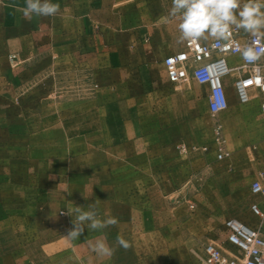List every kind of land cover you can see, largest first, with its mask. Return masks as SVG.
<instances>
[{"label": "crops", "instance_id": "0c3cea01", "mask_svg": "<svg viewBox=\"0 0 264 264\" xmlns=\"http://www.w3.org/2000/svg\"><path fill=\"white\" fill-rule=\"evenodd\" d=\"M54 2L59 4L55 16L26 17L25 0H0V208L26 209L18 220L26 223L25 236L20 235L26 241L18 240L16 228L13 238L11 232L5 233L2 224L9 223L11 228L18 214L9 211L6 219L0 209V264H80L85 236L93 250L90 261L98 262L97 230L86 229L73 241L66 226L49 229V208L65 206L67 194L74 209L77 205L89 210L92 204L98 218L117 219L116 225L109 226L112 230L100 236L121 255L116 251L105 254L107 264H178L176 247L170 252L171 260L150 262L134 241L204 237L195 231L163 234L159 228L164 223L177 221V207L147 205L152 197L147 193L177 190L179 153L187 162L192 160L186 164L190 179L183 189L194 187L198 174L208 168L206 152L178 151L179 126L186 128V136H180L182 143L189 147L205 144L194 143L188 135L193 120L179 124L177 96L172 94L173 83L164 63L167 55L178 51L169 38L179 31L180 23L179 16L170 15L172 0ZM188 42L184 40L183 45ZM228 58L242 62L239 55ZM85 78L98 87L91 99L82 101L75 96ZM226 86L228 109H241L243 103L233 94L228 79ZM187 96L193 100L192 94ZM151 97L155 101L149 103ZM169 103L170 117L162 118ZM147 113L149 118L144 117ZM229 126H249V121L237 118ZM244 151H232L225 160L216 155V161L226 165V174L249 167L251 185L258 172L253 170V154ZM7 187L11 194L4 198L1 192ZM19 191H25L21 199ZM120 193L122 198H118ZM147 223H153L152 227L147 228ZM118 235L133 239L129 253L116 244ZM213 241L242 255L227 236Z\"/></svg>", "mask_w": 264, "mask_h": 264}, {"label": "rangeland", "instance_id": "374dc122", "mask_svg": "<svg viewBox=\"0 0 264 264\" xmlns=\"http://www.w3.org/2000/svg\"><path fill=\"white\" fill-rule=\"evenodd\" d=\"M180 36V31H177L173 32L171 37H169L170 42L177 45V47L174 48L175 50L185 48L183 45L184 40L181 41ZM228 80L231 87H233L234 76H231ZM81 81L82 86L84 87H80V94L75 97L82 101L85 99H91L93 95L82 94V90L87 83L90 82V79L85 78ZM208 93L209 88L207 85L200 84L192 78L183 84H172V94H176L177 100L175 98L171 100H176L174 103H176L177 106L176 114L179 119V124H185V120L187 119L193 120L194 127L192 130H189L190 134L188 135L194 140V143L203 141V144L205 145H202V147L206 146L208 149L206 151L199 150L192 152H206L204 162L208 163V168L203 174H198L199 177L197 178L194 187L183 189L185 187L184 183L190 179V177H188L190 169L186 170V164H190V161L192 160L187 162L184 155L179 153V177L177 190L172 192L159 191L147 193V196H152L148 198L147 205L152 204L153 206L156 205L157 207H160L162 204L169 205L170 203L171 207H177V221L168 224L164 223V225L159 228L163 229V234H168L169 230L173 231L172 233H175L176 231H195L204 237L178 239L167 237H146L143 240H134L135 242H138L141 247L139 248L140 251H142L148 258H151L150 262L164 263L165 261L171 260L170 252H173V247H176L178 264H203L206 257V244L209 242L214 243L213 240L221 242V240L227 236L225 235L226 231L224 232L222 225L225 220L231 217H237L252 225L259 222V219L250 211L251 203L259 200V197L252 193L251 185H249L247 181V174L250 168L247 167L245 169L248 171L245 170L238 174L233 172L226 174V172L229 171L226 165L216 161L217 153L215 135L217 124L220 123L224 125V134L227 138L229 147L235 153L244 150L251 152L254 157L253 170L257 171L259 174L264 167V117L261 112L264 95L253 90L251 101L247 104H241V109L231 107L217 116H213L208 106ZM188 94L193 95V100L189 101ZM56 98H59V96H56ZM56 101L54 100V102ZM153 101H155L154 97H151V99L148 100L149 103H152ZM166 101L168 103L170 100L167 99ZM169 106L170 103L167 105V109L164 108L165 113L162 114V118H164L165 114L166 118L170 117L169 113L171 112ZM186 106H188V110ZM189 106H191L192 111H189ZM144 117L149 118L148 113L145 114ZM237 118L248 119L249 126H229L230 122ZM185 129L184 126H179V145L185 144L182 143L183 141L180 137L186 136ZM230 132L232 133V136L230 135ZM243 140H245L244 144H242ZM196 145L200 146L198 144H193L190 147ZM248 147H250L249 150H247ZM178 151L181 152L179 149ZM24 192L25 191H19L20 199L24 197ZM1 193L4 198H8L10 197L11 191L9 190V187H7V189L3 190ZM169 194L173 196L172 200L168 198ZM161 195L167 197H162ZM118 198H122L121 193L118 195ZM161 201H163V203ZM20 203L22 204V201ZM50 203L53 204L54 199L51 198ZM72 203L73 200H71L67 194L65 206L58 208L55 205H51L52 207L49 208V213L51 215L49 229L55 231L57 227L62 228L63 226H66V228L70 230L73 227V217L67 213V208H72L74 210V205ZM0 209H2L5 215H7L6 219H9L11 216L9 211H13L14 215L18 214V219L15 217L12 218L13 222H17L21 215L25 214L26 210H24V207L11 208L9 206ZM152 225L147 223L146 227H152ZM158 225H160V223H158ZM2 226L7 229L5 232L7 235L11 232L10 235L12 238L14 229L16 228L19 235L18 240L26 241L25 237H20L22 233L23 236H25L26 223L18 221L17 224L12 223L11 228L9 227V223L2 224ZM38 228H40L39 224ZM107 230L112 229L107 227L102 230H97L99 233L98 240H103L100 236L102 235V232H106ZM208 234L211 235L210 238H208ZM72 240L74 241V239ZM11 241H13V239ZM127 241L130 244V242H133V239H128ZM81 243H83V245L81 247L82 256L80 264H107L105 254L100 253H98L97 263L90 261V252L93 250H89L90 243L88 237H83ZM129 248L126 249V253H129ZM115 251L118 253V249L112 248L111 253H114ZM117 256L119 257L121 255L118 253ZM24 257L25 253L23 254V258Z\"/></svg>", "mask_w": 264, "mask_h": 264}, {"label": "built area", "instance_id": "2783aa9c", "mask_svg": "<svg viewBox=\"0 0 264 264\" xmlns=\"http://www.w3.org/2000/svg\"><path fill=\"white\" fill-rule=\"evenodd\" d=\"M255 41L264 45V35L254 37L244 34L242 29L233 27L229 40L221 41L219 47H215V40L206 42L202 39L189 41L184 49L170 53L164 63L168 77L173 84H183L190 78L209 88L208 103L213 116L227 110L230 105V92L226 86V80L236 75L233 82V94L238 100L247 104L252 99V89L264 95V57L259 61L249 63L236 52L235 45L241 48L249 46ZM230 55H239L240 64L229 60ZM95 83H87L82 90L83 95H94ZM264 117V101L261 106ZM216 153L218 160H225L232 156L228 147L227 138L223 131V125L216 126ZM181 152L206 151V146L178 145ZM251 191L259 197L250 205V210L259 219L258 225L248 224L237 217L228 218L225 221L227 238L241 252V256L226 251L222 246L209 243L205 246L204 264H264V170L251 184Z\"/></svg>", "mask_w": 264, "mask_h": 264}, {"label": "clouds", "instance_id": "9594fccd", "mask_svg": "<svg viewBox=\"0 0 264 264\" xmlns=\"http://www.w3.org/2000/svg\"><path fill=\"white\" fill-rule=\"evenodd\" d=\"M25 3L26 17L33 14L52 17L59 11V4L54 0H25ZM170 15L180 18L178 27L181 41L207 40L211 37L216 41L214 46L219 47L221 41L231 38L233 27L243 29L254 37L264 35V0H172ZM234 50L249 63L264 57V45L255 41L244 48L237 44ZM87 207L89 210L77 205L74 210L67 208V213L73 217V227L67 234L69 238H80L86 229L91 232L117 224L115 218H98V212L92 204ZM116 244L124 249L130 247L129 242L119 235ZM94 250L108 254L112 246L104 240H98Z\"/></svg>", "mask_w": 264, "mask_h": 264}]
</instances>
